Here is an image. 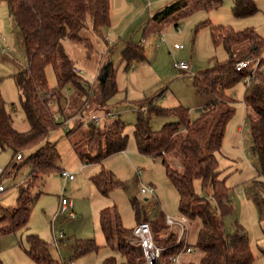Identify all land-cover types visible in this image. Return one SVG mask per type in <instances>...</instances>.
Instances as JSON below:
<instances>
[{"label": "trees", "instance_id": "16d2710c", "mask_svg": "<svg viewBox=\"0 0 264 264\" xmlns=\"http://www.w3.org/2000/svg\"><path fill=\"white\" fill-rule=\"evenodd\" d=\"M1 1L6 4L24 39L28 63L26 69L14 78L20 91L21 109L30 125V130L24 133L14 128V118L6 109L0 88V147L13 150L12 160L4 168L1 180L5 179L9 170L13 173L26 165L31 169L28 181L18 186L15 205L5 207L0 204V237H5L28 229L35 202L40 196L39 194L34 199L33 191L45 177L62 170L59 167L62 156L57 143L48 140L52 131L65 127L70 119L77 117L73 129L67 132V137L79 134L80 138L72 144L77 156L83 164L102 167L107 158L127 150L129 137L125 134L126 124L108 111L110 102L119 93L112 65L108 67L105 82L101 83L99 91H95L94 88L85 87L86 79L73 71L75 62L69 58L64 48L66 40L88 46L82 32L89 27L96 35L104 38V29L112 23L111 0ZM219 2L220 0H176L149 18L143 31V41L166 32L172 26L178 28L186 19L201 11H208ZM257 12L255 0H234L233 13L236 18L251 17ZM205 26L207 23H202L200 27ZM213 39L216 44L224 46L229 59L196 75L194 87L199 95L215 96L216 100L201 108L195 120L191 118L190 109L182 105L165 108L152 102L145 110L137 113L134 124L138 152L152 158L164 157L163 165L167 176L178 192L181 218L199 219L203 226L195 244H189L187 239L178 243L176 233L169 232L166 237L162 236L164 227L158 223V219L150 220L146 213L140 212L138 203L133 202L136 225L148 222L152 227L155 243L164 249L159 264H172V259L188 247L199 254V264L254 262L249 238L242 227H237L231 234L223 232L224 219L233 213L234 208L226 180L219 179L221 170L216 155L223 147L228 124L236 113L237 101L229 95V91L241 82L246 86L244 104L251 112L249 126L252 150L258 157L263 178V181H256L258 192L254 200L262 210L261 218L264 223V38L253 28L236 32L231 27L221 26L213 29ZM143 41H130L123 51L127 72L135 64L146 61ZM57 58L61 60V71L57 74L59 90L71 88L76 94L74 103L81 102V107L74 109L75 111H65L60 106V97L50 94L46 70L48 66L55 64ZM247 60L251 61L250 67L238 72L236 64ZM247 77L250 78L249 84L245 82ZM54 100L58 107L56 112L49 107ZM97 112L105 114L100 124L91 120ZM56 114L59 116L58 121L55 119ZM153 117H169L176 122L155 131L151 125ZM85 118H90V123H83ZM18 152L22 155L19 161L16 160ZM169 154H173L177 160L176 166L167 160ZM15 161L17 164H14ZM92 181L105 196L122 185L112 172L104 168ZM196 181L200 182L203 194H199ZM100 226L106 242L104 248L114 253L103 264H145L144 250L135 243L133 229L124 227L121 216L115 209L106 208L101 211ZM26 242L29 247L26 256L34 264H64L62 259L53 257L49 243L38 235H27ZM99 249L93 240L77 241L74 259L98 252ZM260 251L264 253V247ZM0 264H3L1 260Z\"/></svg>", "mask_w": 264, "mask_h": 264}, {"label": "rangeland", "instance_id": "374dc122", "mask_svg": "<svg viewBox=\"0 0 264 264\" xmlns=\"http://www.w3.org/2000/svg\"><path fill=\"white\" fill-rule=\"evenodd\" d=\"M175 1L111 0L112 23L110 27L104 29V38L96 35L89 27L82 32V37L87 39L88 46L70 40L64 41L66 54L75 62L73 71L75 68L83 71L82 76L86 79L85 87L99 91L106 69L108 70V67L112 65L115 70L119 93L110 102L108 111L126 124L125 134L129 137L128 148L123 153L107 158L103 162V167L96 164L86 165L77 156L72 145L80 138L79 134L67 137V132L73 129L77 117L70 119L65 127L52 131L48 140L54 144L57 143L62 156L59 167L73 174L75 180L65 182L61 177V170L45 177L36 186L32 197L36 199L37 195L40 194V196L35 202L28 229L17 235L0 237V260L3 264H34L26 256V250L29 248L26 242L27 235H38L51 247L53 230L56 234L60 231L65 234V238L60 241V249L50 248L55 259H62L64 264L69 261L75 264H103V261L114 253L104 248L106 242L100 226V213L106 208L115 209L121 216L124 227L134 230L137 225L133 202L138 203L140 212L146 213L150 220L158 219V223L164 227L162 236L169 232L180 236V228L169 226L166 222L167 216L175 220H180L182 216L179 211L177 189L167 176L163 165L164 157L152 158L138 152L134 139L137 113L145 110L153 102L165 108L182 105L190 109L192 120L197 119L198 111L215 101L216 97L199 95L194 87L195 76L229 59L224 46L215 43L213 29L228 26L239 32L253 28L264 38V0H255L258 12L247 18L234 16V0H220L208 11H201L183 21L179 25L181 33L176 32L175 26L169 28L164 32L167 36L166 42L161 43L160 46H157L158 36L146 40L144 42L146 61L135 64L133 69L127 72L123 58V51L127 44L130 41L142 42L143 31L149 18L157 14V10ZM202 23H207V26L200 27ZM0 35L6 38L4 43L10 48L9 56H5L1 52L3 44L0 43V88L7 111L14 120L24 122L25 114L20 106V91L14 76L26 69L28 59L23 35L13 17L10 16L6 4L1 0ZM175 43L184 48L175 50ZM262 58L264 59V51ZM174 59L188 62L189 71L175 70ZM60 71L61 60L57 58L55 64L48 66L46 70L50 94H57L60 97V106L65 111H75L74 109L81 107V102L74 103L76 94L71 88L59 90L57 74ZM245 90L246 86L241 82L229 91V95L237 101L236 113L228 124L223 147L216 154L221 170L219 179L226 180L234 208L233 213L224 219L223 232L226 235L231 234L237 227H242L249 238L254 254L252 264H264V253L260 251L264 247L262 210L254 200L258 192L256 181H263V178L258 157L252 150L253 142L249 126L251 112L244 104ZM50 104V109L56 112L58 108L56 100ZM92 104L89 103V105ZM57 114L56 120L59 119ZM95 115L102 119L105 114L97 112ZM80 119L83 120V118ZM89 119L85 118L83 123ZM174 122L176 120L169 117H153L151 125L155 131H159L166 124ZM18 153L21 154V152ZM12 156L11 148L0 147V168L4 169L9 165ZM166 158L171 165L176 166L177 160L173 154H169ZM14 164L17 162L15 161ZM102 168L112 172L122 184L112 189L107 196L102 195L92 181ZM30 171L28 165L13 173L11 170L7 171V176L3 180L6 191L0 195L1 205L5 207L15 205L18 186L28 181ZM138 172L141 174L139 175ZM8 173H11V176H8ZM195 183L199 194H203L200 190V182ZM150 186L155 189V197H148L140 192L142 187ZM63 195L73 201L76 217L69 220L66 216H61L52 228L50 215L57 210ZM202 227L199 219H187L185 239L189 244H195ZM85 240H93L100 247L99 251L74 259L76 242ZM198 261L199 254L196 253L181 258V264L183 262L197 264Z\"/></svg>", "mask_w": 264, "mask_h": 264}, {"label": "built area", "instance_id": "2783aa9c", "mask_svg": "<svg viewBox=\"0 0 264 264\" xmlns=\"http://www.w3.org/2000/svg\"><path fill=\"white\" fill-rule=\"evenodd\" d=\"M176 32L181 33V30L179 27L177 28ZM166 37L167 36L165 33H161L160 35H158L159 42L157 43V46H160L161 43L166 42ZM4 42L6 43V38L0 35V43L3 44L1 52L3 55L9 56L10 48ZM182 48H184L182 45H179L177 43L174 44L175 50H180ZM250 64H251V61H248V60L247 61H240L236 64V69L238 72H243L250 67ZM173 67L175 68V70L182 71V72H188L190 69V65L188 62L179 61L177 59H174ZM74 71H75V73H77L79 75H83V71H81L77 68H75ZM245 82H246V84H249L250 78L247 77L245 79ZM50 105H52V104H50ZM58 120L59 119H57V121ZM91 120L93 122H95V124H99L101 121V119L99 117H96V116L92 117ZM87 122L90 123L89 121H87ZM21 159H22V155L19 154L17 156V160H21ZM3 174H4V169L0 168V195L6 191L4 183L1 180V177L3 176ZM138 174L140 175L141 172H138ZM61 177L64 179V181H74L75 180V176L73 174L65 171V170L61 172ZM140 192H141V194L148 196V197H151V196L155 197V194H156L155 189L151 186L150 187H142ZM73 206H74L73 201L67 199L63 195L61 198V201L57 207V210L55 211L54 214L50 215V221L52 224V228H54L55 222L61 216H66L67 219H69V220H73L76 217L75 213H74ZM166 222L169 226H178L180 228L181 231H180L178 243L186 238L185 237L186 233H187V229H186L187 219L186 218L182 217V218H180V220H175V219L167 216ZM133 237H134L135 243L140 245L142 247V249L144 250L145 259H146L145 264H159L161 256H162V252L164 249L159 247L155 243L153 230H152V227L150 226V224L148 222H143V223L138 224L136 226V228L133 230ZM64 238H65V234L62 231H60L58 234H56L54 232L51 247L55 248L57 250L60 249L61 248L60 241H62ZM195 253L196 252L192 247H188L184 251H182L179 255L175 256L172 259V264H181V258L183 256L195 254ZM65 264H75V263L73 261H69L68 263H65Z\"/></svg>", "mask_w": 264, "mask_h": 264}, {"label": "crops", "instance_id": "0c3cea01", "mask_svg": "<svg viewBox=\"0 0 264 264\" xmlns=\"http://www.w3.org/2000/svg\"><path fill=\"white\" fill-rule=\"evenodd\" d=\"M160 10V9H159ZM159 10H157V11H159ZM144 42L145 41H143V44H144ZM2 47H3V45H2ZM119 116V115H118ZM26 119V118H25ZM23 123V124H22ZM13 126H14V128L17 130V131H19V132H22V133H24V132H27V131H29L30 130V125H29V123H28V121L26 120V121H24V122H18L16 119L14 120V123H13ZM60 253V252H59Z\"/></svg>", "mask_w": 264, "mask_h": 264}, {"label": "water", "instance_id": "95a60500", "mask_svg": "<svg viewBox=\"0 0 264 264\" xmlns=\"http://www.w3.org/2000/svg\"><path fill=\"white\" fill-rule=\"evenodd\" d=\"M107 72H108V70L106 69V72H105V74L103 75V77L101 79V83H104L105 82L106 77H107Z\"/></svg>", "mask_w": 264, "mask_h": 264}]
</instances>
